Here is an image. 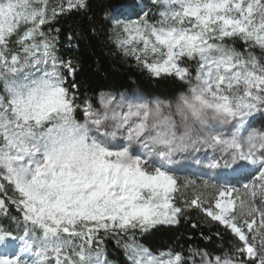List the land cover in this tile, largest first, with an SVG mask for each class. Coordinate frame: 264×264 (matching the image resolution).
I'll list each match as a JSON object with an SVG mask.
<instances>
[{
    "label": "snow or ice",
    "instance_id": "1",
    "mask_svg": "<svg viewBox=\"0 0 264 264\" xmlns=\"http://www.w3.org/2000/svg\"><path fill=\"white\" fill-rule=\"evenodd\" d=\"M0 264H264V0H0Z\"/></svg>",
    "mask_w": 264,
    "mask_h": 264
},
{
    "label": "trees",
    "instance_id": "2",
    "mask_svg": "<svg viewBox=\"0 0 264 264\" xmlns=\"http://www.w3.org/2000/svg\"><path fill=\"white\" fill-rule=\"evenodd\" d=\"M104 58H102L103 60ZM135 80V77H132V80L127 79V73L124 71H120L119 75L112 81L114 84H125L132 83ZM185 241L188 243L186 244ZM230 242L228 240H222L216 238V247H224L225 243ZM159 243L168 244L170 247L179 246L181 248L187 249L188 247L201 245V244H208L211 243L210 241L202 240L198 232L193 230H189L185 227L180 228L175 233H168L164 234L159 237Z\"/></svg>",
    "mask_w": 264,
    "mask_h": 264
}]
</instances>
